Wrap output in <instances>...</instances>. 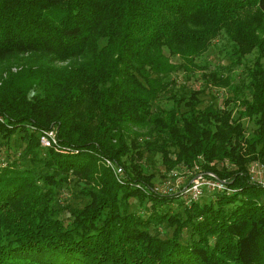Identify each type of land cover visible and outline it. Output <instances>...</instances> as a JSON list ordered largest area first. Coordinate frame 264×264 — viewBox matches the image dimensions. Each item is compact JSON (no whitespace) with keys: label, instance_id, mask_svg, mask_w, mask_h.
I'll return each instance as SVG.
<instances>
[{"label":"trees","instance_id":"trees-1","mask_svg":"<svg viewBox=\"0 0 264 264\" xmlns=\"http://www.w3.org/2000/svg\"><path fill=\"white\" fill-rule=\"evenodd\" d=\"M222 33L226 71L206 69L195 59ZM195 68L227 95L198 106L206 88L172 77ZM50 128L70 151L41 144ZM140 135L167 169L199 162L187 182L212 171L225 188L191 201L156 191ZM255 159L264 0H0V264H264ZM63 187L73 201L61 203Z\"/></svg>","mask_w":264,"mask_h":264},{"label":"rangeland","instance_id":"rangeland-1","mask_svg":"<svg viewBox=\"0 0 264 264\" xmlns=\"http://www.w3.org/2000/svg\"><path fill=\"white\" fill-rule=\"evenodd\" d=\"M229 46H230V42L226 39V37L222 33L218 35L216 38H214L212 40V44L207 48V50L201 56L197 57L195 60L198 61L199 63L206 64V66L208 67L206 69H213L215 67L221 66L226 71L225 65H227L230 61L229 48H228ZM165 52H167V50H165ZM252 56H253V53H248L244 58V63H249ZM173 59L176 60L177 58H173ZM234 71L237 72L236 77H235L236 80L244 78V71H243L242 65L235 67ZM199 72L200 70L198 68H195L193 74L187 75L182 70H179V71L173 72L172 77L176 79L177 82H184L186 88L198 89L203 86L206 88L205 92H203L200 95L202 99V101L198 104V106L200 107H202L203 105L211 101L212 99L211 93L217 94L219 99L227 95V91L225 87L214 86L211 83L202 84L201 78L199 77ZM168 94H169V91H165L164 95L162 94L160 98L157 99L159 103H161L164 106H170L172 101L171 99H168L166 97ZM182 106L184 107L185 105L183 104ZM233 110H234V107H233ZM234 113L236 114L237 111H234ZM241 121L245 127L244 128L245 135H250L253 132L256 126V123L254 122L253 119L248 118L246 116L241 117ZM138 129L141 130V128H138ZM143 136L144 135H140L141 138L138 139V141H140L141 147L139 143L138 145L140 147L139 149L142 155L137 160V163L141 164V167L144 169L146 173H150V172L153 173V177H152L153 185H156L160 189H165V190H169V187H171L172 190L170 189V191L181 192V190L185 187V185L188 184L187 181L189 179V176L193 173V171L199 170L200 163L197 162L199 166L193 169L187 168L186 166H183L181 164H178L171 169H167L163 164L160 152L147 150L145 146H143L144 139H145ZM148 139H153V137L148 138ZM105 159H109L112 161V159L108 157H105L104 160ZM200 160L202 162V159ZM254 163L255 164L264 163V161L255 159L249 163V171L251 174V178L253 180L263 182L264 181V167L261 168V167H258V165L254 166L253 165ZM252 166H254L253 170L250 169V167ZM213 191H214L213 189L209 188L206 185H203L202 193L199 198L202 200L208 199L213 194ZM60 194H61V203H64L66 200L73 201L74 199L73 198L74 196L71 190L66 189L65 187L61 189ZM180 195L186 198L182 192ZM261 198L264 199V194L262 195ZM172 206L175 207L176 206L175 203L172 204Z\"/></svg>","mask_w":264,"mask_h":264},{"label":"built area","instance_id":"built-area-1","mask_svg":"<svg viewBox=\"0 0 264 264\" xmlns=\"http://www.w3.org/2000/svg\"><path fill=\"white\" fill-rule=\"evenodd\" d=\"M39 140L42 145L44 146H52L54 149L60 150V151H70L69 146L61 143L57 136L56 131L54 128L50 129H42L40 131ZM105 164L112 167L114 173L116 176L121 180L119 177V173L123 171L122 167L119 164H116L112 162L109 159H105ZM254 166L264 167V163H254ZM254 166L250 167L251 170L254 169ZM250 172V171H249ZM192 180V181H191ZM138 186H141L137 183ZM203 185L208 186L209 188L215 190L220 188H225L224 181L220 180L214 172L212 171H199L195 176H193L187 185L181 190L183 195L186 197V201H191L197 199L201 193H202V187ZM154 189L158 192H169L171 187H169V190L160 189L155 185Z\"/></svg>","mask_w":264,"mask_h":264}]
</instances>
